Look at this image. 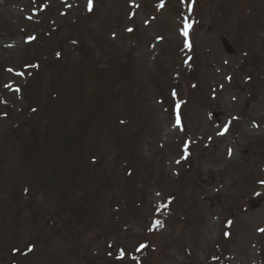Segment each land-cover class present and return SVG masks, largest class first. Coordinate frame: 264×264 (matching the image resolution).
Wrapping results in <instances>:
<instances>
[{
    "label": "rangeland",
    "instance_id": "rangeland-1",
    "mask_svg": "<svg viewBox=\"0 0 264 264\" xmlns=\"http://www.w3.org/2000/svg\"><path fill=\"white\" fill-rule=\"evenodd\" d=\"M261 229L264 0H0V264H264Z\"/></svg>",
    "mask_w": 264,
    "mask_h": 264
},
{
    "label": "trees",
    "instance_id": "trees-1",
    "mask_svg": "<svg viewBox=\"0 0 264 264\" xmlns=\"http://www.w3.org/2000/svg\"><path fill=\"white\" fill-rule=\"evenodd\" d=\"M74 145H75V146H74ZM68 146H70L69 149H71V150H72V149L76 150V148H77V147H76L77 145H76L75 142H73V141H70V143H68ZM73 146H74V147H73ZM75 147H76V148H75Z\"/></svg>",
    "mask_w": 264,
    "mask_h": 264
},
{
    "label": "snow or ice",
    "instance_id": "snow-or-ice-1",
    "mask_svg": "<svg viewBox=\"0 0 264 264\" xmlns=\"http://www.w3.org/2000/svg\"><path fill=\"white\" fill-rule=\"evenodd\" d=\"M91 2L92 0H89V10H91ZM260 231H264V229H261Z\"/></svg>",
    "mask_w": 264,
    "mask_h": 264
}]
</instances>
